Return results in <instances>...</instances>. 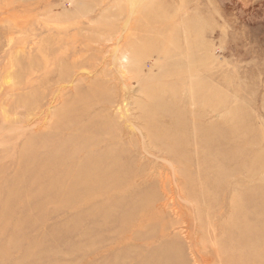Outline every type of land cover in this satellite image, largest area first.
Returning a JSON list of instances; mask_svg holds the SVG:
<instances>
[{"label":"rangeland","instance_id":"374dc122","mask_svg":"<svg viewBox=\"0 0 264 264\" xmlns=\"http://www.w3.org/2000/svg\"><path fill=\"white\" fill-rule=\"evenodd\" d=\"M0 264H264V0H0Z\"/></svg>","mask_w":264,"mask_h":264},{"label":"bare ground","instance_id":"6f19581e","mask_svg":"<svg viewBox=\"0 0 264 264\" xmlns=\"http://www.w3.org/2000/svg\"><path fill=\"white\" fill-rule=\"evenodd\" d=\"M110 174H111V173H106V174H104V173H100V174H97L95 178H96L97 180H99L102 184L107 185V184H109L110 182L113 181V180L111 179V177H110ZM91 185H92V184H91Z\"/></svg>","mask_w":264,"mask_h":264}]
</instances>
